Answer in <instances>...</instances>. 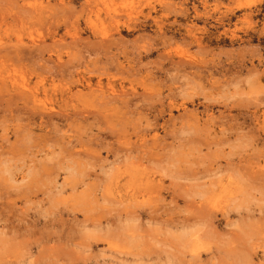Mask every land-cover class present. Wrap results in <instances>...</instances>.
Listing matches in <instances>:
<instances>
[{"label": "rangeland", "instance_id": "rangeland-1", "mask_svg": "<svg viewBox=\"0 0 264 264\" xmlns=\"http://www.w3.org/2000/svg\"><path fill=\"white\" fill-rule=\"evenodd\" d=\"M0 161V264H264V0H0Z\"/></svg>", "mask_w": 264, "mask_h": 264}, {"label": "bare ground", "instance_id": "bare-ground-1", "mask_svg": "<svg viewBox=\"0 0 264 264\" xmlns=\"http://www.w3.org/2000/svg\"><path fill=\"white\" fill-rule=\"evenodd\" d=\"M98 85H99V83H98ZM100 89H102V88H100ZM18 92H19L20 94H21V93H27V91H18ZM104 94H106L107 97H108V95L114 97V98H112L111 100H119L118 98H120L121 95H122L123 93L120 94V97H118V98H117V96H118L119 94H115V93H113V92L110 93V91H109L108 93H107L106 91H103V92H102V95L104 96ZM21 95H22V94H21ZM27 95L29 96V94H27ZM123 95L126 96V95H128V94H125V93H124ZM107 97L104 96L103 98H106V99H107ZM31 98H32V99L30 100L31 102H34V103H35V102L37 101V100H36V96H35L34 94H31ZM103 98H102V99H103ZM124 98H125V97H121L120 100L123 101ZM26 99H27V98H26ZM26 99H24V102H25V101L27 102ZM35 100H36V101H35ZM33 106H34L35 108L37 107V106H35V104H33ZM40 113H41V114H39L40 119H41V118H48V116L52 115L51 112H44V111H43V112H40ZM39 125L41 126L42 123L40 122ZM142 136H143V135H142ZM142 136H141V137H142ZM143 138H144V137H143ZM12 153L14 154V152H12ZM15 155H16V154H15ZM13 156H14V155H13ZM17 157H18V156H17ZM6 159H7V158H6ZM9 159H10V158H9ZM16 159H17V158H16ZM20 159H21V158H20ZM3 160L5 161V159H3ZM130 160H131V158H130ZM10 161H12V162L14 161V163H13L14 165H16V163H19V162H16V163H15V161H16V160H15V157H13V158L11 157ZM67 161H68V163H69V159H67ZM0 162H1V161H0ZM8 162H9V161H8ZM8 162H7V163H8ZM1 163H3V161H2ZM5 163H6V162H5ZM7 163H6V165H8V164L11 163V162H9L8 164H7ZM68 163H67V165H68ZM131 163H132V162H131ZM133 163H134V162H133ZM3 164H4V163H3ZM13 164H12V166L9 165V169H10V166H11L12 170H14V169H13V167H14ZM69 164H70L69 167H68L69 169L74 170L75 172H79V171H80L79 168L82 169V165L85 164V163H83V162H79V161H77V160H75V159H74V160L72 159L71 163H69ZM140 164H141V163H140ZM140 164H139V165H140ZM141 165H142V164H141ZM36 166H37V165H36ZM136 166H137V165H136ZM7 167H8V166H7ZM15 167L18 168V166H15ZM133 168H134V167H133ZM35 169H36V167H35ZM122 169H123V168H122ZM122 169H121V170H122ZM7 170H8V169H7ZM12 170H11V172H12ZM78 170H79V171H78ZM127 170H129V169H127ZM35 171H36V170H35ZM123 171H125V170H123ZM130 171L132 172V170H130ZM133 171H134V170H133ZM131 172H130V173H131ZM134 172H135V171H134ZM80 173H81V172H80ZM128 173H129V172H128ZM125 175H126V174H125ZM133 175H134V174H133ZM143 175H144V174H143ZM130 176H131V175H130ZM144 176H145V175H144ZM148 176H149V175H148ZM128 177H129V175H128ZM128 177H127V178H128ZM141 177H142V176H141ZM141 177H140V178H141ZM116 178H117V177H116ZM145 178H147V177H145ZM145 178H144V179L141 178V179L143 180V182H144V180L147 181V179H145ZM149 178H150V177H149ZM23 179H25V177L22 178L21 180H17V179H16L15 181L19 183L20 181L22 182ZM125 179H126V177H125ZM131 179H133V178H131ZM126 180H127V179H126ZM142 180L139 179L140 182H141ZM146 181H145V182H146ZM151 181H152V180H151ZM151 181L149 180L148 182L150 183ZM116 182H117V184H115V185H118V184H119L117 187L120 188V184H121V183H119L120 180H117ZM116 182H115V183H116ZM124 182H125V180H124ZM133 182H134V180H133ZM143 182H142V184L145 183V182H144V183H143ZM148 182H147V184H145V185H147V188L150 189L151 186L148 184ZM142 184H141V188L144 189L145 186H143ZM121 185H122V184H121ZM148 185H149L150 187H149ZM122 186H123V185H122ZM114 187H115V186H114ZM115 188H116V187H115ZM123 188H124V187H123ZM123 188H122V189H123ZM147 188H146L145 190H147ZM120 189H121V188H120ZM129 190H130V189H129ZM131 190H132V188H131ZM152 190H153V189H152ZM152 190H151V191H152ZM134 191H135V189H134ZM141 191H142V190H141ZM143 191H144V190H143ZM121 192H122V191H121ZM149 192H150V191H149ZM154 192H155V191H154ZM116 193H118V192H116ZM116 193H115V194H116ZM122 193H124V192H122ZM125 193H126V195H127L128 192H125ZM125 193H124V195H125ZM144 193H145V192H144ZM133 194H134V193H132L129 197H131V198H135V194H134V195H133ZM237 194H238V193H237ZM115 196H116V198H117V195H115ZM118 196H119V194H118ZM236 196H237V195H236ZM123 197H125V196H123ZM229 197H230V196H229ZM131 198H128V201H129V199L131 200ZM231 198H232V197H231ZM120 199H123V198L121 197ZM117 200H118V198H117ZM125 200H126V199H125ZM121 201H122V200H121ZM131 201H132V200H131ZM216 201H217V200H216ZM129 202H130V201H129ZM119 203H120V202H119ZM124 203L126 204V201H124L123 204H124ZM133 203H134V201H133ZM120 204H121V203H120ZM214 204H215V203H214ZM213 208H216L215 205H213Z\"/></svg>", "mask_w": 264, "mask_h": 264}]
</instances>
